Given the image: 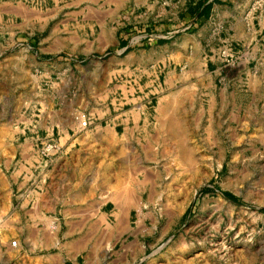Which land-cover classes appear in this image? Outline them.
<instances>
[{
  "label": "rangeland",
  "instance_id": "374dc122",
  "mask_svg": "<svg viewBox=\"0 0 264 264\" xmlns=\"http://www.w3.org/2000/svg\"><path fill=\"white\" fill-rule=\"evenodd\" d=\"M257 1L213 0L214 9L196 22L202 0H22L37 18L34 27L19 25L11 47L0 53V128L19 124L33 106L46 108L52 97L57 107L73 111L77 125L84 113L91 125L117 123L119 134L101 146L106 162L93 179L98 193L59 199L63 206L88 205L84 241H74L78 227L63 223L54 232L60 245H54L45 224L6 220L2 212L0 264L61 250L82 264H264V111L234 105L249 101L245 80L236 75L251 54L219 42L227 25L243 13L247 20ZM3 2L0 11L9 7ZM211 12L216 17L210 19ZM3 19L0 26L7 15ZM224 46L238 66L224 65ZM59 52L66 59L55 57ZM215 56L231 81L216 75ZM171 70L184 73L186 87L162 100L161 130L157 101ZM49 141L39 147L46 159L62 151L45 157ZM5 174L0 162V177ZM129 193L145 207L122 213L135 221L127 235L115 224L111 198ZM104 203L106 214L98 217L94 205ZM36 212L42 215L38 203L32 218ZM13 239L21 247L9 246Z\"/></svg>",
  "mask_w": 264,
  "mask_h": 264
},
{
  "label": "crops",
  "instance_id": "0c3cea01",
  "mask_svg": "<svg viewBox=\"0 0 264 264\" xmlns=\"http://www.w3.org/2000/svg\"><path fill=\"white\" fill-rule=\"evenodd\" d=\"M211 1L213 0H207L206 4ZM3 3L9 7L7 10L0 11V19L7 15V24L2 23L0 26V53L11 47V42L15 41L18 36L17 27L19 25L34 27V20L37 18L34 11L29 12L27 8L24 9L22 0H4ZM214 7L215 3L212 8ZM200 12L201 9L196 8L191 21L202 20L205 15L198 16ZM243 14L227 25L224 37H220L219 42L230 41L234 46H241L244 50L248 47L251 54L248 63L236 75V79L245 80L247 87L245 91L249 92V101L247 103L234 101V105L237 108H241L242 105L257 106L264 111V0L256 2L247 20ZM212 15L216 17V14L211 12L210 19ZM19 17L23 20L17 23L16 20ZM169 33V36L175 35V32ZM28 39H25L27 45L33 47L31 44L33 40ZM60 53L62 52L58 54ZM57 58L66 59V53L64 57ZM214 63L216 75H222L221 79L229 76L228 71L223 73L222 60L219 56L214 57ZM227 79L231 81V78ZM185 87L184 73L180 75L176 70L169 71L165 79L167 94L165 92L162 98L159 97L157 110L159 111L162 106L165 108L162 100L169 95L170 90L181 91ZM50 98L46 108L33 106L30 111L25 110L20 114L19 124L9 125L6 130L0 128V162L4 163V169L8 173V176L5 174L0 177V213L2 215V212H6L3 213L6 220L22 221L25 219L30 220V224L42 226L45 224V228L50 232L49 238L52 237L54 245H60L59 238L54 235L58 225L64 223L78 227L74 232L79 234L74 241L83 242L81 227L90 224L87 216L90 212L88 205L63 206L59 205V199L65 195L98 193L99 189L93 179L97 173H103L106 162V155L101 146L106 144L107 136H118L119 128L115 122L112 125H102L98 122L80 131L74 121L73 111L64 106L57 107L55 98ZM36 108L39 113H36ZM142 112H145L144 106H142ZM169 113H172V108L169 109ZM158 123H160L161 130L164 123L165 129V114L158 119ZM46 140L58 142L62 146L61 153L53 158H44L39 153V147ZM127 196L129 197L124 198L123 195H119L111 199L116 204L115 214L122 209L120 216L116 214L115 224L117 226L121 224L120 226L124 228L119 226L120 229H125L124 232L130 235V229L135 221L132 220V215L123 218L121 213L126 210L131 213L134 208L139 209L141 206H135L138 200L134 194L129 193ZM36 203L42 215L36 212V218H32L29 211ZM106 205L107 203L94 205V210H98V217L106 214ZM143 207L145 206L141 209ZM27 215L30 216L28 219ZM4 219L0 217V226L7 223ZM137 223L144 225V219L140 218ZM28 258L32 261H24L23 264H82L78 255H66L64 250L55 253L29 254Z\"/></svg>",
  "mask_w": 264,
  "mask_h": 264
},
{
  "label": "built area",
  "instance_id": "2783aa9c",
  "mask_svg": "<svg viewBox=\"0 0 264 264\" xmlns=\"http://www.w3.org/2000/svg\"><path fill=\"white\" fill-rule=\"evenodd\" d=\"M220 55L223 59L225 66L236 67L240 64V61H238V57L235 55L231 47L224 46L220 51ZM76 120L78 121V128L80 131L87 129L91 125L90 118L87 117L86 114L84 113H79L76 116ZM59 150H60V146L58 143L49 141L45 143L43 150H42V154L45 157H50V156L55 155ZM20 245L21 243L18 239H13L11 242V246L14 248Z\"/></svg>",
  "mask_w": 264,
  "mask_h": 264
},
{
  "label": "trees",
  "instance_id": "16d2710c",
  "mask_svg": "<svg viewBox=\"0 0 264 264\" xmlns=\"http://www.w3.org/2000/svg\"><path fill=\"white\" fill-rule=\"evenodd\" d=\"M206 2H207V0H203L202 2L199 3V6L197 8L201 9V12L198 16L205 14V13H208L211 10L212 3L210 2V3L206 4ZM64 56H65V53L62 52V53L56 55L55 57H64ZM51 57H53V56H51ZM225 196H227L229 199H231L235 203H240L239 198L236 197L235 195L229 193V192H226ZM262 210L264 212V208Z\"/></svg>",
  "mask_w": 264,
  "mask_h": 264
},
{
  "label": "bare ground",
  "instance_id": "6f19581e",
  "mask_svg": "<svg viewBox=\"0 0 264 264\" xmlns=\"http://www.w3.org/2000/svg\"><path fill=\"white\" fill-rule=\"evenodd\" d=\"M166 99H167V98H166ZM159 101H160V100H159ZM27 105H29V104H27ZM167 105H168V104H167ZM162 107H163V106H162ZM163 108H164V107H163ZM163 108H162V110H163ZM159 109H160V108H159ZM169 109H170V108H169ZM164 110H166V109L164 108ZM158 112H159V111H158ZM164 112H165V111H164ZM164 112H163V113H164ZM159 113H160V112H159ZM161 113H162V112H161ZM164 114H165V113H164ZM164 114H163V115H164ZM160 116H161V115H160ZM160 118H161V117H160ZM160 118H159V119H160ZM159 122H160V121H159ZM182 127H183V126H182ZM162 128H163V127H162ZM209 130H210V129H209ZM113 133H114V132H113ZM161 134H162V133H161ZM211 136H212V135H211ZM59 146H60V145H59ZM198 158H200V157H198ZM192 160H193V159H192ZM192 160H191V161H192ZM189 161H190V160H189ZM191 161H190V162H191ZM191 163H193V162H191ZM195 163H196V162H195ZM139 170H140V169H139ZM126 192H127V191H126ZM124 195H125V194H124ZM117 197H119V196H117ZM117 197H114V198H117ZM123 197H124V196H123ZM123 197H122V198H123ZM126 197H129V196H127V194H126V196H125L124 198H126ZM124 198H123V199H124ZM129 199H130V198H129ZM127 200H128V199H127ZM132 200H133V199H132ZM119 202H120V201H119ZM134 204H135V203H134ZM120 206H121V205H120ZM135 206H137V204H136ZM118 208H119V207H118ZM126 211H127V210H126ZM120 212H122V209L120 210ZM120 212H118V213H116V214L120 216ZM121 214H122V213H121ZM118 218H119V217H118ZM120 218H121V217H120ZM119 220H120V219H119ZM122 223H124V222H122ZM120 225H121V224H120ZM120 225H119V226H120ZM10 246H11V245H10ZM11 247H12V246H11ZM8 253H9V252H8Z\"/></svg>",
  "mask_w": 264,
  "mask_h": 264
}]
</instances>
